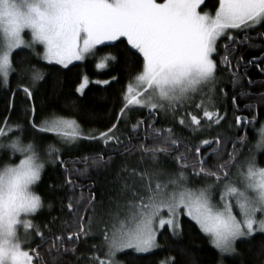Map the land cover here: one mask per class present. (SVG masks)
Returning <instances> with one entry per match:
<instances>
[{
	"label": "snow or ice",
	"instance_id": "snow-or-ice-1",
	"mask_svg": "<svg viewBox=\"0 0 264 264\" xmlns=\"http://www.w3.org/2000/svg\"><path fill=\"white\" fill-rule=\"evenodd\" d=\"M25 30L31 34L30 41L24 39ZM122 37L127 42L126 59L140 63L141 69L126 85L117 122L132 111L148 112L147 118L132 124L125 139L117 135V124L98 136L85 135L77 121L63 117L36 124L33 105L31 127L39 133H55L66 147L79 148L83 140L103 141L106 153L85 154L72 161L83 167L69 170L61 159V148L49 145L42 156L39 145L11 138L22 131L21 125H9L5 119L0 127V150L7 151L11 161L0 167V264H70L73 258L75 264H120L119 254L128 249L139 254L157 249V235L165 226L174 238L181 236L182 215L208 237L219 264L238 255V240L264 234V167L258 166L256 156L264 151V127L256 151L249 149L243 163L238 160L248 137L238 131L192 143L222 121L228 123L224 107L228 85L234 107L238 86L240 97H252L264 105V92L254 96L246 91L242 83L246 73H240L242 63L264 73V57L244 62L241 55L243 47H254L250 41L264 37V0H0V87L9 88L10 75L15 73L20 82L13 97L22 91L33 100L37 86L48 75L38 66L41 62L68 69L73 61L94 56L97 46L120 47L106 42ZM37 45L43 46L42 52ZM17 49L29 50L37 63L18 68ZM114 63L119 58L109 55L97 67L107 69ZM96 83L109 85L110 81ZM252 84L247 81L248 88ZM86 85L84 77L77 92L83 93ZM245 108L254 110L256 105L248 103ZM256 120L255 115L251 120L237 115L234 125L228 124L229 131L246 132ZM177 121L191 136L177 135L174 126L156 127ZM17 154L20 158L15 162ZM117 156L121 163L99 198L94 180L82 185L70 178L72 173L89 180L93 172L107 176ZM169 162L174 170L167 167ZM47 163L59 164L69 177L63 185H50L51 190L67 187L71 195L66 206L59 198L61 215L52 217L43 231L33 218L44 211L51 213L54 204L46 203L34 186L42 181ZM233 168L235 176L230 175ZM189 169L201 185L188 186ZM96 238L100 243L90 245V256L80 253Z\"/></svg>",
	"mask_w": 264,
	"mask_h": 264
},
{
	"label": "trees",
	"instance_id": "trees-1",
	"mask_svg": "<svg viewBox=\"0 0 264 264\" xmlns=\"http://www.w3.org/2000/svg\"><path fill=\"white\" fill-rule=\"evenodd\" d=\"M162 1V0H158ZM214 10V9H212ZM255 36V33H252ZM123 41V43H121ZM111 44H119L120 47H105L98 46L96 54L91 55L84 62L72 64L68 69H63L58 65H46L45 62H41L38 66L43 68L48 75L45 80L41 82L36 90L33 100H28L22 91H19L15 97L13 92H17V84L20 82L15 73L10 75L9 88L0 87V127L4 126V121L7 119L9 125H21L22 131H16L11 134V138L15 139L20 137L22 143L27 145L29 143H35L39 145L41 155L44 156L46 149L49 145H55L57 148L62 149L61 159L66 163L65 168L71 170L73 168L83 167L82 163L73 164L72 161L79 160V158L85 154H94L97 152L106 153L107 149L103 141H89L86 140L82 143V146L77 149L68 150V148L58 141V138L54 133H39L35 131L30 124V120H33V115L29 111L30 108L35 105L34 121L39 124L43 119H55L59 117L75 120L81 127L87 132L94 131L96 133L106 132L113 124H117L118 134L121 139H125L132 124L137 120L145 119L148 116V112H144L140 115L133 116V113H129L128 123L125 124V117L118 123L117 116L120 114V109L123 107L122 96L125 93L126 85L130 80L140 71L141 64L138 62H132L126 59V39L121 38L120 41L110 42ZM249 43L254 47H243L241 55H243L244 62L256 60L259 62L260 57H264V37L253 39ZM19 53L17 56L15 53ZM109 55H113L119 58V63L110 64L107 69H98L97 65L100 61H104ZM23 61V63H20ZM14 62L18 68L24 67L31 63L35 64L36 59L34 55L30 54L28 50L20 49L14 52ZM264 67V64H261ZM240 73L246 75L242 76V83L245 85V90L250 91L255 95L264 92V73L260 71L253 64L247 65L245 68H240ZM116 76L117 80L113 81L112 77ZM84 77H87L89 84L83 93L77 92V88L83 82ZM227 80V73H225ZM98 80H109V85L97 84ZM253 81L250 88L247 87V81ZM26 85L29 83L25 78L23 82ZM225 91L229 93V100L225 104L227 109V124L222 121L221 125L216 130L210 133H205L199 138L192 140V143L199 144L202 139H212L217 134L231 135L236 131L240 135H247L248 141L243 148H241L242 155H240L238 163L243 162L245 158L250 155L249 149L253 150L256 136L259 135L261 127L264 125V105L258 103V100L252 97H240L238 95L239 86L237 89V106L231 104V95L233 90L230 85L225 87ZM255 104L254 110L245 108V104ZM239 109V110H237ZM248 117L249 120L252 116H256L257 120L254 127L250 126L247 131L243 129H235L230 132L228 124L234 125L235 116ZM175 127L177 135L183 137L191 136L188 129L178 124L172 125L169 123L160 122L156 124V127ZM147 125H144L140 129L141 136L144 135ZM55 135V136H54ZM5 142H9L5 140ZM135 142V141H134ZM231 150V144L228 145ZM263 152V151H261ZM260 152V153H261ZM258 153V165L264 167V152ZM19 155L15 158V162L19 161ZM107 158V157H105ZM11 162L7 151L0 150V167L5 163ZM117 163H121V158L116 157L112 165V173L105 175L101 173L97 175L92 173V180L85 177H79L75 173H72L70 178L77 184L87 185L93 182L98 185L97 196L106 186L107 182L112 180L114 169ZM169 166L175 168V165L171 162ZM235 169L231 170L230 175L235 173ZM188 175L191 174V169L188 170ZM193 176V175H192ZM69 178L64 172V169L57 164L55 167L51 163L45 168L42 174V181L37 186V194L40 195L43 200L48 203L54 204L51 213L44 211L38 214L37 224L40 225L41 230L44 229V225L48 223L52 217H59L60 202L59 198L64 199V204H67V196L71 195L67 187L57 188L56 191H52L51 186L63 185L65 180ZM86 192L87 189L85 188ZM76 195H79L77 190ZM64 216L67 217V210L65 207ZM182 224V235L174 238L171 233L165 229L161 230L157 235L159 247L153 252L148 254H137L130 250L121 255L120 259L124 264H219V255L217 250L211 245L208 237H206L195 224L187 216L182 215L180 217ZM53 231H55V226ZM57 234H60L57 232ZM66 235V233H64ZM38 241V237H33ZM89 247L80 248V253L86 255L92 254V249ZM31 247H35L32 244ZM29 249V245L26 246ZM42 251L41 249H37ZM238 255L234 257L225 258V264H264V234L257 233L250 239L240 240L237 242ZM79 255V253H78ZM70 264H75L74 258Z\"/></svg>",
	"mask_w": 264,
	"mask_h": 264
},
{
	"label": "rangeland",
	"instance_id": "rangeland-1",
	"mask_svg": "<svg viewBox=\"0 0 264 264\" xmlns=\"http://www.w3.org/2000/svg\"><path fill=\"white\" fill-rule=\"evenodd\" d=\"M157 2H162V1H158L157 0ZM23 36H24V39L26 40V41H30L32 38H31V34H30V32L28 31V30H25V33L23 34ZM106 43H110V42H106ZM37 47V50L38 51H43V46L42 45H37L36 46ZM98 47V46H97ZM17 50H20V49H17ZM17 50H15V51H17ZM25 50H27V49H25ZM29 51V50H28ZM30 52V51H29ZM91 55H88V56H86L85 57V59H83V60H81V61H73L72 62V64H75V63H79V62H84L86 59H88L89 57H90ZM104 61H100L98 64H100V63H103ZM46 63V62H45ZM72 64H70L69 66H71ZM58 66H60V65H58ZM62 67V66H61ZM10 79V78H9ZM25 85H26V82L24 81L23 82ZM90 82H89V80L87 79V85H86V87L88 86V84H89ZM81 85V84H80ZM80 85H79V87H80ZM86 87H84V89H83V91L86 89ZM80 93V92H79ZM81 94V93H80ZM147 112V110H143V111H132V113H133V116H137V117H139L138 115H140V114H142V113H144V112ZM190 111H191V109H190ZM195 114V113H194ZM200 116H202V112L200 113ZM125 119L126 120H128L129 119V116L128 117H125ZM80 127H81V125H80ZM262 127H264V125L262 126ZM261 127V128H262ZM81 129L83 130V133L85 134V135H87V134H89V133H93V134H96L97 136L99 135V133H96V132H94V131H89V132H87V131H85L84 129H83V127H81ZM119 132V131H118ZM118 132H117V134H118ZM55 134V133H54ZM56 135V134H55ZM54 135V136H55ZM56 137H57V135H56ZM58 138V137H57ZM260 139V132H259V135L258 136H256V141H255V143H254V146H253V152H255L256 151V149H255V145H256V143L258 142V140ZM58 141H61L59 138H58ZM84 141H86V140H83V141H81V143H80V146L79 147H81L82 146V143L84 142ZM68 148V147H67ZM72 149H77V148H68V150H72ZM264 152V151H263ZM263 152H261V153H263ZM258 153H260V152H258ZM258 153H256V156H257V154ZM260 153V154H261ZM259 156V155H258ZM258 156H257V160H258ZM244 161V160H243ZM241 163H243V162H241ZM118 164H120V163H117V165ZM116 165V166H117ZM48 166V163L46 164V166H45V168ZM259 166V165H258ZM167 167L169 168V169H175L174 167H172V166H169L168 164H167ZM260 167V166H259ZM115 170H116V168L114 169V173L112 174L113 176H114V174H115ZM236 172H237V169H235V173H233L232 174V176H235V174H236ZM161 179H166V178H164V177H162ZM39 184V183H38ZM38 184L36 185V186H34V191H37V186H38ZM202 184V181H201V179L200 178H197V177H194V176H192V175H189V187H191V186H193V185H201ZM36 194H37V192H35ZM219 197L217 196V199H218ZM165 215H166V210H165ZM38 216V215H37ZM37 216H35L34 218H33V220H34V223H36L37 224V221H38V217ZM161 231V230H160ZM19 234V236H20V239L23 241L24 239H25V237H24V233H23V230H20V232L18 233ZM257 234V233H256ZM33 237H34V234H33ZM251 238V237H250ZM250 238H248V239H250ZM242 240H245V239H242ZM238 241H240V240H238ZM237 241V242H238ZM91 244H93V243H96V244H99L100 243V239L99 238H96V239H93V240H90L89 241ZM26 246H27V244H25V245H23V247L25 248V250H28L27 248H26ZM236 247H237V243H236ZM130 250H132V249H128V250H126L125 252H127V251H130ZM132 251H134V250H132ZM124 252V253H125ZM135 252V251H134ZM124 253H122V254H124ZM136 253V252H135ZM97 255H99V256H101V258H103V253L102 252H97L96 253ZM122 254H119V256H118V259H119V261H120V264H124L123 262H122V260L120 259V257H121V255ZM137 254H139V253H137Z\"/></svg>",
	"mask_w": 264,
	"mask_h": 264
}]
</instances>
